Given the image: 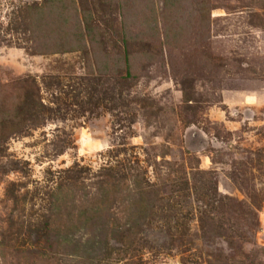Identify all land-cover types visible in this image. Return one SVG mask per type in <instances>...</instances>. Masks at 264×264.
I'll return each mask as SVG.
<instances>
[{"label": "rangeland", "instance_id": "1", "mask_svg": "<svg viewBox=\"0 0 264 264\" xmlns=\"http://www.w3.org/2000/svg\"><path fill=\"white\" fill-rule=\"evenodd\" d=\"M0 264H264V0H0Z\"/></svg>", "mask_w": 264, "mask_h": 264}]
</instances>
